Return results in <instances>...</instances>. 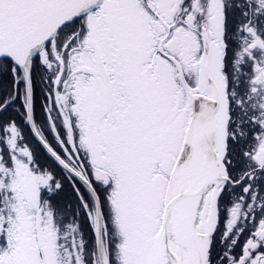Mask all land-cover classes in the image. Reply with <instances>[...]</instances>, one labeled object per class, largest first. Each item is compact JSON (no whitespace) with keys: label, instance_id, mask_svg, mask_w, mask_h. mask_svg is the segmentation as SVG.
Returning <instances> with one entry per match:
<instances>
[{"label":"snow or ice","instance_id":"obj_1","mask_svg":"<svg viewBox=\"0 0 264 264\" xmlns=\"http://www.w3.org/2000/svg\"><path fill=\"white\" fill-rule=\"evenodd\" d=\"M0 264H264V0H0Z\"/></svg>","mask_w":264,"mask_h":264},{"label":"trees","instance_id":"obj_2","mask_svg":"<svg viewBox=\"0 0 264 264\" xmlns=\"http://www.w3.org/2000/svg\"><path fill=\"white\" fill-rule=\"evenodd\" d=\"M26 135H27V131H26Z\"/></svg>","mask_w":264,"mask_h":264}]
</instances>
